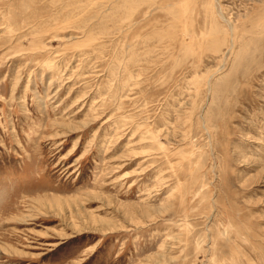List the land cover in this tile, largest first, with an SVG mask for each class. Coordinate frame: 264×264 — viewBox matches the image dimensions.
I'll list each match as a JSON object with an SVG mask.
<instances>
[{"label":"rangeland","instance_id":"374dc122","mask_svg":"<svg viewBox=\"0 0 264 264\" xmlns=\"http://www.w3.org/2000/svg\"><path fill=\"white\" fill-rule=\"evenodd\" d=\"M0 264H264V0H0Z\"/></svg>","mask_w":264,"mask_h":264}]
</instances>
